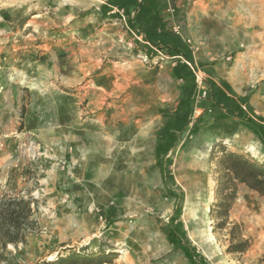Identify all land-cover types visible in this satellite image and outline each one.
Instances as JSON below:
<instances>
[{"label":"rangeland","instance_id":"obj_1","mask_svg":"<svg viewBox=\"0 0 264 264\" xmlns=\"http://www.w3.org/2000/svg\"><path fill=\"white\" fill-rule=\"evenodd\" d=\"M101 1L0 0V195L12 178L32 189L40 229L8 250L20 264H38L101 244L117 254L114 264H190L167 241L172 223L206 264H264V195L237 185L224 229L217 213L218 145L264 163L249 152L254 134L228 125L218 138L204 122L186 131L166 156L165 187L154 135L158 109L179 92L174 65L136 52L123 27L101 17ZM201 1L219 7L210 17L237 28V81L255 85L264 115V0ZM207 108L198 100L193 120ZM34 165L37 173L45 166L37 186L19 176ZM239 241L247 250L232 252Z\"/></svg>","mask_w":264,"mask_h":264},{"label":"trees","instance_id":"obj_2","mask_svg":"<svg viewBox=\"0 0 264 264\" xmlns=\"http://www.w3.org/2000/svg\"><path fill=\"white\" fill-rule=\"evenodd\" d=\"M109 5L123 10L124 13L127 10L137 11L139 18L137 17L136 20L143 23V43L136 38V47L143 51L149 60L156 56H163L171 60L174 65V73L182 83L179 97L174 106L160 112L163 122L155 133L156 167L160 170L163 184L166 187V181L171 179L169 172L166 171L167 166H165L168 163L166 158L168 152L175 148L186 131L187 136H191L197 131L205 112L212 115L213 111L212 109L204 110L195 120L192 118L197 93L196 75L193 72V60L186 42L184 43L181 38V17L174 6L169 8L166 0H111ZM140 15H147V17H140ZM134 21L127 20V24L132 29ZM174 26L179 27L180 34L172 30ZM214 96L215 93H211L210 98L213 99ZM213 101V108H215L217 101L214 99ZM217 118L238 119L243 127L252 130L259 137L264 146V126L253 122L234 102L229 103L226 115ZM218 146L220 155L215 154L213 160L216 161L215 171L219 176L216 187L217 213L221 220V228L224 229L227 226L228 214L235 198L237 185H242L258 195H264V163H258L236 151L226 150L222 144ZM34 166V169L22 168L19 176L27 182L34 181V186H37L39 179L44 177L45 166L40 173H37L39 172L38 165ZM14 180L15 178H12L8 190L0 195V264H20L7 247L16 249L18 245H25L27 239L40 230L35 218L38 200L32 196V189L25 187L18 189ZM167 190L170 193V190ZM169 226L165 231L168 243L175 249H180L190 264H206L202 256L195 254L189 248L182 225L172 226L170 223ZM99 245L95 252H88L87 248L65 249L38 264H114L113 262L117 258L114 250L110 247L104 249L101 244ZM247 247L246 241H239L234 244L232 252L244 253Z\"/></svg>","mask_w":264,"mask_h":264},{"label":"crops","instance_id":"obj_3","mask_svg":"<svg viewBox=\"0 0 264 264\" xmlns=\"http://www.w3.org/2000/svg\"><path fill=\"white\" fill-rule=\"evenodd\" d=\"M110 1L111 0L101 1L98 8L99 14L106 20H112L119 23L128 36L134 39V49L136 52L141 53L147 59L145 53L139 50L135 44L136 38L143 43V23L136 20L137 17L139 18V14L137 11L135 12L133 10H127L124 13L123 10L110 6ZM166 2L169 8L173 5L181 17V38L184 43L185 40H188L189 42L191 41V45L189 46L186 44V46L188 47L193 60V72L195 75L196 72H198V74L203 77L201 82L204 84L203 91L205 92V97L196 99L197 95L200 93V90L197 88L194 108H196L198 100L202 99L208 104L207 111H210V109L213 111L212 115L205 112L202 117L203 119L200 124L204 122V130L208 126L216 127L214 128V133L217 134L218 138H223L228 135L225 133V129L228 128L227 126L235 125L238 126L239 131L247 130L248 132L254 134L252 130H249L247 127H243L236 118L228 120L217 118L218 116L226 115L229 103L234 102L236 106L240 107L242 111L246 113V116L253 122L264 126V115H261L255 110L261 100L259 99V94H257L259 92L257 91V93H254L253 88L255 89V85H246V87H244L239 83V81H237V78L240 77L239 68L244 67L241 65L244 53L241 51V38L237 34V28H235L233 23L228 20L226 22L225 19H222L225 20L223 23L221 19H214V17H210L212 13L219 10V7L209 8L208 5H204L201 0L193 1L191 5L189 3L190 0H166ZM221 7L223 9V6L220 5V9ZM227 11L228 13L232 12L230 10ZM219 13L220 11L218 14ZM199 16H201V19H199ZM140 17L145 18L147 15H140ZM129 19L135 20L133 23V29L127 24V20ZM227 19L230 18L227 17ZM251 41L258 44L261 43V41L257 42L255 38H251ZM172 74L179 83V92L172 105H167L158 109L157 116L161 119V125L157 128V130L162 126L163 122L160 112L165 108L174 106L179 97L180 86L182 83L177 79L173 69ZM258 87L260 89V86ZM211 93H215L213 98L217 101V106L215 108H213L214 101L210 98ZM221 127L226 128L222 129ZM254 137L257 141H259V145L264 148L259 140V137L256 134H254Z\"/></svg>","mask_w":264,"mask_h":264},{"label":"bare ground","instance_id":"obj_4","mask_svg":"<svg viewBox=\"0 0 264 264\" xmlns=\"http://www.w3.org/2000/svg\"><path fill=\"white\" fill-rule=\"evenodd\" d=\"M204 131L208 135H209L210 132L211 133L214 132L213 128L211 129V127H209V126ZM225 131H226L225 133L228 134L229 131H230L229 127ZM240 133L241 132L238 131L235 134L239 135ZM249 152H251L254 156L258 157L259 160L264 159V148L259 145V141H257L255 138L253 139V143L249 147Z\"/></svg>","mask_w":264,"mask_h":264},{"label":"built area","instance_id":"obj_5","mask_svg":"<svg viewBox=\"0 0 264 264\" xmlns=\"http://www.w3.org/2000/svg\"><path fill=\"white\" fill-rule=\"evenodd\" d=\"M175 33L177 34H180V30H179V27L177 26H174L173 29ZM186 44H188V41H185ZM202 81V78H199L198 75L196 74V83H197V88L200 90L199 92V95H197L196 99H199V98H202V97H205V92L203 90L200 89V82Z\"/></svg>","mask_w":264,"mask_h":264}]
</instances>
